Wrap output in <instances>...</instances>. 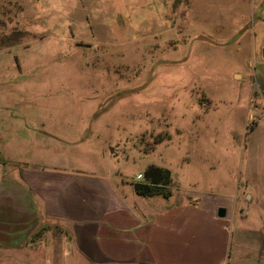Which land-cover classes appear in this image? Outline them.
<instances>
[{
    "label": "rangeland",
    "instance_id": "1",
    "mask_svg": "<svg viewBox=\"0 0 264 264\" xmlns=\"http://www.w3.org/2000/svg\"><path fill=\"white\" fill-rule=\"evenodd\" d=\"M22 1L0 7V132L19 137L0 138L1 163L47 158L129 187L164 168L167 204L243 190L264 0ZM51 226L0 244V264H83Z\"/></svg>",
    "mask_w": 264,
    "mask_h": 264
},
{
    "label": "crops",
    "instance_id": "2",
    "mask_svg": "<svg viewBox=\"0 0 264 264\" xmlns=\"http://www.w3.org/2000/svg\"><path fill=\"white\" fill-rule=\"evenodd\" d=\"M10 2L28 4L0 0V7ZM5 71L0 67V75ZM253 74L258 82L252 119L257 121L245 134L238 164L242 191L236 183L232 193L198 192L167 204L172 195L141 196L114 176L67 169L47 158L45 165L9 158L0 161V244L20 247L30 236L54 230L52 225L64 238L60 250L71 242L83 264H264L263 57ZM22 86L26 94L27 84ZM10 132H0V138H19ZM219 207L226 209L224 218L217 217ZM236 215L244 226L235 224Z\"/></svg>",
    "mask_w": 264,
    "mask_h": 264
},
{
    "label": "trees",
    "instance_id": "3",
    "mask_svg": "<svg viewBox=\"0 0 264 264\" xmlns=\"http://www.w3.org/2000/svg\"><path fill=\"white\" fill-rule=\"evenodd\" d=\"M141 181L133 182V188L138 195L154 196L163 195L168 198L170 194L164 189L171 183V175L169 170L154 166H148L143 174Z\"/></svg>",
    "mask_w": 264,
    "mask_h": 264
},
{
    "label": "water",
    "instance_id": "4",
    "mask_svg": "<svg viewBox=\"0 0 264 264\" xmlns=\"http://www.w3.org/2000/svg\"><path fill=\"white\" fill-rule=\"evenodd\" d=\"M199 39L204 40V41H207V42H210V43H214L212 40H210V39H208V38H206V37H202V36H200ZM262 55H263V57H264V49L262 50ZM216 213H217V217H218V218H224L225 215H226V209L223 208V207H219V208L217 209V212H216Z\"/></svg>",
    "mask_w": 264,
    "mask_h": 264
},
{
    "label": "built area",
    "instance_id": "5",
    "mask_svg": "<svg viewBox=\"0 0 264 264\" xmlns=\"http://www.w3.org/2000/svg\"><path fill=\"white\" fill-rule=\"evenodd\" d=\"M142 177V175L141 174H139L138 176H137V179H140Z\"/></svg>",
    "mask_w": 264,
    "mask_h": 264
}]
</instances>
